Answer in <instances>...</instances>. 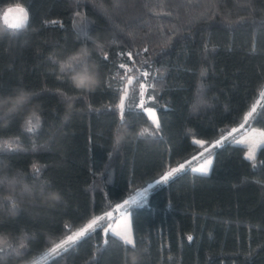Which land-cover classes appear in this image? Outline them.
<instances>
[{
	"label": "trees",
	"instance_id": "trees-1",
	"mask_svg": "<svg viewBox=\"0 0 264 264\" xmlns=\"http://www.w3.org/2000/svg\"><path fill=\"white\" fill-rule=\"evenodd\" d=\"M10 5H22L27 19L20 28L0 19V89L3 97L28 91L40 126L27 132V107L0 126L4 167L33 189L15 197V211L0 196V264H29L101 216L67 252L35 264H132L137 253L105 230L113 207L140 191L143 202L128 207L137 264H264V145L249 161L234 142L243 131L234 133L212 148L207 175L186 164L155 184L209 156L196 139L214 145L264 105V0H0V11ZM82 47L99 80L88 91L59 71ZM128 75L146 83L159 135L137 107L138 82L121 123ZM252 127L264 130V117L244 131Z\"/></svg>",
	"mask_w": 264,
	"mask_h": 264
},
{
	"label": "snow or ice",
	"instance_id": "snow-or-ice-1",
	"mask_svg": "<svg viewBox=\"0 0 264 264\" xmlns=\"http://www.w3.org/2000/svg\"><path fill=\"white\" fill-rule=\"evenodd\" d=\"M77 15H79V13H77ZM25 19H27V15H25ZM47 23V21H46ZM51 23H55V21H51ZM23 25L22 24H17V25H13L12 27L14 28H20L22 27ZM83 31V29H82ZM113 43H115V41H113ZM145 51H147V49H145ZM128 58L131 59L132 58V54L131 53H128ZM105 60L108 59V56L107 54L105 55L104 57ZM145 63H147V61H145ZM78 63L76 64V67H78ZM120 68L122 69H126L127 71H131V69H127V66L125 63H121L120 64ZM62 75H65L67 72L65 71H60ZM203 75V73H201ZM141 76L145 77V78H148L151 74L148 72V71H142L140 73ZM125 77L124 76H121V80H123ZM134 82H138L139 83V86H140V89H144L145 91H142L140 93L142 99L140 101V103L137 105L138 108L142 109L145 113H147V115L151 118V121H152V124L155 126V128L157 129V132H156V135H159V132H160V129H161V125H160V122L159 120L157 119L156 117V112L154 110V108L152 106H148L146 105L143 97L145 96V93L147 91V88H146V83L145 82H140V77H133L131 75H128L127 76V85L125 86L124 88V95L121 96L120 98V103L117 105V107L119 108L120 110V113H121V123L123 124L124 123V113H125V97H127L129 95V87L131 85H133ZM149 87H154L153 86H149ZM4 93H3V90L0 89V97H3ZM261 96H264V92H261L260 93ZM148 101L151 102L154 97L149 95L147 97ZM203 103L202 100L198 99L197 100V103L193 106L194 110L195 108L199 105ZM257 104H260V101L257 100L256 101ZM25 108H26V105H25ZM260 117H264V105H261V108H260V111L258 112L257 110V107L256 106H253L251 108L250 111H248L247 115L244 117V123L240 124V128L237 129V128H233L230 132L227 133V135H223V133L221 134V139L217 140L215 142L214 145H211L209 147H204L205 145V141L203 140H200V139H196L194 141V144L195 145H198L202 148H204V152H208L210 153L209 156L204 160L203 163H201L199 165V167H194V168H191V171L193 173H198L200 175H207L208 172H209V168L210 166L212 165L213 163V160H212V155H211V150L212 148H216V147H221L223 146V143L224 142H227L229 140L230 137H233V134L234 133H237L240 131V129H244L245 127L247 126H250L251 125V121L252 120H255V119H258ZM26 124H27V132L31 133V132H34V130L36 128H38L40 126V117L36 114V112L34 111L31 115V117H29L27 120H26ZM149 130L147 128H145L143 130V132L140 133V135H144V133H147ZM258 136L260 137V139L258 141H256V143L252 144L251 146H249L248 148V152L246 153V156L245 158L249 161H255V153H256V148L258 145H264V131H260L258 133ZM119 142V141H117ZM237 143H246V141H237ZM4 147L5 148H8V149H11V145L8 144L7 142H5L4 144ZM204 153H200L199 155L200 156H203ZM193 159H198L197 156H194ZM190 161L186 162V163H182L180 164L178 167H174L172 168L170 171H167L165 172L163 175H161L159 177L158 180L155 181V184H161V183H165L167 181L170 180V178H173L176 174L178 173H181L182 171H184L186 169V164L187 165H190ZM253 167L255 168L256 165L255 163H253ZM3 168H4V165H3V161L2 159H0V173H2L3 171ZM33 170H34V176L35 175H38L39 174V171L40 169L36 166V165H33ZM18 177L20 179H22V174H17ZM3 183V180L0 179V184ZM154 187L153 184H149L148 185V188H152ZM148 189H145V191H147ZM3 188L0 187V196H2L3 194ZM25 191L31 195L32 192H33V189L30 188V187H26L25 188ZM41 192H43V187L41 188ZM143 193H141L142 195ZM52 199H59V196H52ZM9 200L11 201L12 205H13V208L12 210L15 211L16 208H17V203H16V199H15V196H10L9 197ZM3 201L0 200V203H2ZM130 203L129 200H125L123 202V205H118L117 207L118 208H122L124 205H128ZM106 216H111L112 213L109 212V213H105ZM96 224V220H92L91 223L87 224L85 228L81 229L80 231L78 232H75L74 234L72 235H69L67 236V238L63 241H61L60 243H57L55 244L54 247H52L49 252H48V255H52V254H57V255H62L63 252H67L68 251V248L65 247V245H75L77 243V241L84 237L85 234L91 229V230H94L93 229V225ZM66 227V230H70V227L68 225L65 226ZM106 232L108 231L107 229L105 230ZM189 240H192V237L189 236L188 237ZM120 240L122 241L123 245H124V248H125V252L127 253L128 251H133L135 253H137V255H134L135 256V260H132V264H137V260L139 258V251H138V247H137V242L136 240L133 238V231H132V228L131 226H129V230L123 234V235H120ZM6 243V241H5ZM107 243V242H106ZM10 247V246H9ZM21 247H25V245H21ZM60 250H63V252H61ZM20 254V253H18Z\"/></svg>",
	"mask_w": 264,
	"mask_h": 264
},
{
	"label": "clouds",
	"instance_id": "clouds-1",
	"mask_svg": "<svg viewBox=\"0 0 264 264\" xmlns=\"http://www.w3.org/2000/svg\"><path fill=\"white\" fill-rule=\"evenodd\" d=\"M88 56L89 50L86 47H82L59 62V71L67 72L72 85L77 89L86 91L93 89L99 83L93 66L87 61ZM77 63L78 67H76ZM30 99L31 94L23 88L15 89L13 94L0 98V126H6L11 118L23 112L25 105L27 107L26 117L31 116L35 109L29 107ZM0 179L3 180L0 187L3 188L5 193L2 198L10 202L11 208H13V205L9 200L10 196L29 195L25 191V188L29 186L24 184L17 174L10 175L7 172L6 165L2 173H0ZM131 259L135 260V256L133 255Z\"/></svg>",
	"mask_w": 264,
	"mask_h": 264
},
{
	"label": "rangeland",
	"instance_id": "rangeland-1",
	"mask_svg": "<svg viewBox=\"0 0 264 264\" xmlns=\"http://www.w3.org/2000/svg\"><path fill=\"white\" fill-rule=\"evenodd\" d=\"M0 19H1V22L7 27V28H14L12 27L13 25H17V24H23L24 21H25V15H27V12L25 11L24 7L21 5H10L8 7H5L3 8L1 11H0ZM264 90V89H263ZM262 90V92H263ZM255 106V104L253 105ZM252 106V107H253ZM246 116V115H245ZM244 116V117H245ZM149 117V116H148ZM150 121H151V118L149 117ZM152 122V121H151ZM239 127H237V129H239ZM231 131V130H230ZM240 131H243V133H240ZM239 132H237L236 134H239L235 139H234V142L236 144H240L241 143H237V141H246V143H243L242 145L245 146V152H244V155L246 156V153L248 152V148L249 146H251L252 144L256 143V141H258L260 139V137L258 136V133L260 131H264V130H261L259 128H255V127H252L250 129H246L244 131V129H240ZM261 146V145H258L257 148ZM256 148V150H257ZM207 158V157H206ZM205 158V159H206ZM201 160L200 162L198 163H194V164H191L190 163V167H189V170H191V168H194V167H199V165L201 163L204 162V160ZM192 172V171H191ZM153 184V183H152ZM149 185V184H148ZM145 189H148V186L145 188ZM142 191H140L139 193H137L136 195H133V197L127 199L130 201V203L128 205H124L122 208H118L117 206L118 205H123V202L122 203H119V204H116L113 208L114 212L116 213V216L114 218V222L112 223V225L108 228V231L111 233V234H115L117 235L119 238H120V235H123L125 234L128 230H129V226H130V220H129V210H128V207L130 206H136V204H141L143 202L144 199H139L142 197L141 195ZM144 196V195H143ZM138 199V200H137ZM102 217V216H101ZM101 217L99 218H95V219H91L89 223H91L92 220H96V224L93 225V227H95L99 220L101 219ZM87 223V224H89ZM85 224L83 227L79 228L78 230L76 231H72L70 232L67 236L69 235H72L74 234L75 232H78L80 231L81 229L85 228L86 225ZM66 237H64L61 241L65 240ZM61 241L57 242V243H60ZM55 243V244H57ZM66 246V245H65ZM48 252H44L43 255H41L40 257L36 258L35 260H32L31 262H29V264H35L37 262H40L42 260H44L45 257H47L48 255Z\"/></svg>",
	"mask_w": 264,
	"mask_h": 264
},
{
	"label": "water",
	"instance_id": "water-1",
	"mask_svg": "<svg viewBox=\"0 0 264 264\" xmlns=\"http://www.w3.org/2000/svg\"><path fill=\"white\" fill-rule=\"evenodd\" d=\"M109 227V226H108Z\"/></svg>",
	"mask_w": 264,
	"mask_h": 264
}]
</instances>
